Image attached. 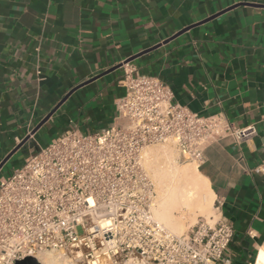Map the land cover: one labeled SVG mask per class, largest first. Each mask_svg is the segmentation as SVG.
<instances>
[{
  "label": "crops",
  "instance_id": "obj_1",
  "mask_svg": "<svg viewBox=\"0 0 264 264\" xmlns=\"http://www.w3.org/2000/svg\"><path fill=\"white\" fill-rule=\"evenodd\" d=\"M174 102L256 133L212 142L197 165L215 217L235 229L229 264L264 251V0H0V180L68 130L113 126L123 64ZM55 110V111H54ZM54 113L48 117L52 112Z\"/></svg>",
  "mask_w": 264,
  "mask_h": 264
},
{
  "label": "built area",
  "instance_id": "obj_2",
  "mask_svg": "<svg viewBox=\"0 0 264 264\" xmlns=\"http://www.w3.org/2000/svg\"><path fill=\"white\" fill-rule=\"evenodd\" d=\"M123 66L125 94L113 126L68 130L0 180V264L44 251L77 252L98 264L131 256L146 264H229L235 229L228 219L203 217L176 234L156 217L158 192L143 153L171 141L199 165L212 142L248 140L254 126L237 127L224 113L194 112L174 102L161 78L130 61ZM221 206L218 201L216 210Z\"/></svg>",
  "mask_w": 264,
  "mask_h": 264
},
{
  "label": "bare ground",
  "instance_id": "obj_3",
  "mask_svg": "<svg viewBox=\"0 0 264 264\" xmlns=\"http://www.w3.org/2000/svg\"><path fill=\"white\" fill-rule=\"evenodd\" d=\"M145 152L146 155L149 156L154 152V149L149 148ZM156 170L154 171L155 175L153 173L152 177L156 178L159 176V178H157L162 182L163 178L161 175H159L160 170L158 172ZM169 172L173 176L175 183L173 186L170 185L171 187H169L168 190L163 191V194H161L164 195L162 196V201L158 206H156V208H154V213L156 217L162 223H164V225H166V227L170 228L175 233H180L185 226L182 222V219L180 218L182 216H186L187 213L185 209L194 206L198 208L199 211H208L207 208H209L212 204L214 192L211 190L210 185L208 184L205 177L201 174L197 166L187 164L182 167H177L173 165L171 171ZM161 185L163 186V184ZM176 212L180 214V216H177L175 214ZM37 258L41 264H74L66 257H62L51 251L41 252L37 254ZM133 260H136L135 262L137 264L145 263V260L141 257H136ZM104 263H107V261ZM91 264H98V262L93 261ZM257 264H264V251H261L257 260Z\"/></svg>",
  "mask_w": 264,
  "mask_h": 264
},
{
  "label": "rangeland",
  "instance_id": "obj_4",
  "mask_svg": "<svg viewBox=\"0 0 264 264\" xmlns=\"http://www.w3.org/2000/svg\"><path fill=\"white\" fill-rule=\"evenodd\" d=\"M149 148H153L154 152L152 153L153 155L151 154V155L147 156L145 151ZM144 153H145V155H144ZM144 153H143V155H144L145 167L148 170L152 180L154 181L155 186H156V190L158 192V203L156 205V206H158L160 204V202L162 201V196H164V195H161V194H163V191L168 190V188L171 187L170 185L173 186L175 183L173 176L169 172V171H171V168L173 167V165H175L177 167H182V166H185L187 164H192L194 166H197V163H194L192 161H189V160H186L185 158H183L179 154V151L176 148V146L174 145V143L171 141L167 142V143H159V144L150 145V146L145 148ZM155 170L157 172L160 170L159 175H161L163 178L162 182L159 181V179H158L159 176H157L158 178L152 177L153 173L155 175V172H154ZM162 172H163V174H162ZM161 176H160V179H161ZM155 179H157V180H155ZM161 184H163V186ZM156 206H155V208H156ZM185 210L187 213L186 216L180 217L185 226H184L182 232H180V233L178 232L176 234H183V233L187 232L191 226H193L199 219H201L203 217L210 220L211 216L215 217V215H216L213 201H212L211 206L209 208H207L208 211H206V210L204 212L201 210L199 211V209L194 207V206H191L190 208L185 209ZM175 214L177 216H180V214H178L177 212ZM79 232L82 233V230L79 229ZM51 252L57 253L58 255H60L62 257L63 256L66 257L69 261H71L74 264H91L94 261V259H90V260L86 259L83 261L81 258L78 257V256H80V254H77V252H69V251L68 252L51 251ZM61 253L64 255H62ZM134 258H136V256H131L130 258H123L121 260L119 259L118 261L112 260L111 262L109 261V263L110 264L111 263H113V264H132L133 262L136 261V260H133ZM133 264H137V263L135 262ZM143 264H146V263H143Z\"/></svg>",
  "mask_w": 264,
  "mask_h": 264
},
{
  "label": "water",
  "instance_id": "obj_5",
  "mask_svg": "<svg viewBox=\"0 0 264 264\" xmlns=\"http://www.w3.org/2000/svg\"><path fill=\"white\" fill-rule=\"evenodd\" d=\"M128 61H130V60H128ZM55 111V110H54ZM54 111L48 116V117H50L53 113H54ZM27 139L28 138H26L21 144H19L14 150H13V152H11L2 162H1V164H0V169L3 167V165L7 162V160L13 155V153L17 150V149H19L26 141H27ZM15 264H41V262L38 260V258L37 257H35V256H27V257H25V258H23V259H21V260H17L16 262H15Z\"/></svg>",
  "mask_w": 264,
  "mask_h": 264
}]
</instances>
